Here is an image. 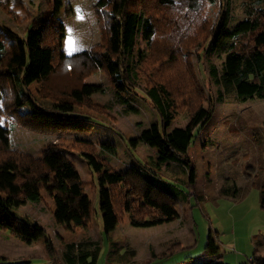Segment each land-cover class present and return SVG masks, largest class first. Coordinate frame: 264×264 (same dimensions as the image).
<instances>
[{"label":"trees","instance_id":"16d2710c","mask_svg":"<svg viewBox=\"0 0 264 264\" xmlns=\"http://www.w3.org/2000/svg\"><path fill=\"white\" fill-rule=\"evenodd\" d=\"M256 1V7L247 8L246 18L228 30L226 11L221 9L223 16L215 20L208 15L209 6H220L227 0H99L95 9L102 24V41L67 55L62 50L64 24L55 13L52 0H48L41 14L28 23L22 39L10 42L6 48V38L0 33V118L13 117L17 125L35 133L77 131L75 122L84 116L70 107L108 114L107 105L93 100L95 93L105 91L104 86L87 82L92 75L104 73L122 101L128 100L130 92L144 93L158 120L140 129L139 141L158 148L157 167L181 165L188 174L187 195L190 192L201 198L197 192L198 169L189 158V148L196 130H201L212 118L214 103L199 78L194 60L196 56L217 51L220 44H229L222 83L234 87L243 101L263 99L264 0ZM21 8L20 0H0V10L15 21L19 20L16 11ZM72 15L73 10L67 4L66 16ZM139 32L147 54L139 68L134 69L128 60L135 53ZM211 75L217 76L215 67ZM136 80H144L146 85L138 87ZM34 82L38 85L36 97L28 89ZM183 110H187L193 126L168 130ZM115 130L129 145L127 138ZM71 148L85 158L92 182L97 184L106 233L114 231L126 214L131 225L139 228L181 218L169 192L174 185L147 163L138 159V165L116 168L97 153L92 141L84 138H76ZM101 151L117 154L112 143H102ZM86 188L75 162L67 157L62 146L46 145L41 156L34 158L14 150L9 143L8 128L0 124V193L9 198H0V230L23 243H32L43 236L45 231L36 222L19 227L14 210L46 197L55 204L52 217L57 224L68 229H87L94 208ZM260 205L264 209L263 186ZM44 247L51 264H97L101 248L95 241L69 242L62 259L50 238H45ZM180 247V243H175L165 254L172 255ZM206 248L211 254L220 252L212 234ZM251 258L247 264H264V256L258 249ZM117 259L128 264L133 257L125 251Z\"/></svg>","mask_w":264,"mask_h":264},{"label":"rangeland","instance_id":"374dc122","mask_svg":"<svg viewBox=\"0 0 264 264\" xmlns=\"http://www.w3.org/2000/svg\"><path fill=\"white\" fill-rule=\"evenodd\" d=\"M20 1L22 8L16 11L18 21L0 10V33L6 38V48L10 42L23 38L26 26L41 14L48 0ZM98 2L52 0L55 13L66 31L62 48L65 54H74L102 41V24L95 9ZM67 4L73 10L70 17L66 16ZM253 6H257L256 0H227L223 5L209 6L208 15L215 20L223 16L221 9L226 11L227 29L231 30L246 18L247 8ZM69 36L75 41L71 54L67 45ZM228 46L226 43L220 44L217 51L200 58L196 56L194 60L199 78L209 90L214 103L212 118L201 130H196L194 142L189 148V158L198 169L197 192H200L201 198L190 195V192L187 195L185 183L188 174L181 165L171 163L157 167L158 148L139 141L140 129L158 120L155 111L145 101L144 93L136 90L134 95L130 92L128 100L124 102L104 73L92 75L87 82L104 86L105 91L95 93L93 100L107 105L108 114L85 107H70L84 116L83 120L75 122L77 131L35 133L17 125L13 117H1L0 124L8 128L9 143L14 150L39 158L46 145L54 143L62 146L87 183L86 192L92 201L94 216L87 229H68L54 221L52 212L55 204L48 197L38 203L27 202L19 206L14 210L19 218L18 226L33 221L44 229L45 234L30 244L0 230V264H51L44 247L45 238L52 240L62 259L67 243L95 241L101 247L97 264H123L117 258L125 251L131 252L133 257L128 264H247L259 240L262 244L258 248L264 253V209L260 205V189L264 187V98L254 97L243 101L234 87H226L222 83L220 78L226 54L230 50ZM146 54L142 32H139L135 53L128 64L134 69L139 68ZM213 67L217 76L211 75ZM136 85L144 87L146 82L136 80ZM37 88L35 82L28 86L35 97ZM186 126L192 127L193 123L187 110H183L168 130ZM114 128L127 138L130 146ZM76 138L92 141L97 153L116 168L138 165L140 159L160 172L164 179L174 185L166 187L175 198L181 218L139 228L131 225L126 214L114 231L106 233L97 184L92 182L93 175L85 158L71 148ZM102 143L114 144L117 154L102 152ZM236 185L240 190L237 191ZM185 196L186 199H183ZM0 198L9 200L3 193H0ZM209 234L216 240L219 254H211L206 248ZM175 243L181 244L180 249L172 255L165 254V250Z\"/></svg>","mask_w":264,"mask_h":264},{"label":"snow or ice","instance_id":"6c2138e0","mask_svg":"<svg viewBox=\"0 0 264 264\" xmlns=\"http://www.w3.org/2000/svg\"><path fill=\"white\" fill-rule=\"evenodd\" d=\"M67 45L70 49V53L71 54V50H74L75 49V41L71 38V36H69L68 40H67ZM2 107V106H0Z\"/></svg>","mask_w":264,"mask_h":264},{"label":"crops","instance_id":"0c3cea01","mask_svg":"<svg viewBox=\"0 0 264 264\" xmlns=\"http://www.w3.org/2000/svg\"><path fill=\"white\" fill-rule=\"evenodd\" d=\"M237 187H239V186L237 185ZM260 192H261V189H260ZM33 242H34V241H33ZM33 242H32V243H33ZM253 243H254V242H253ZM30 244H31V243H30ZM256 244H257V247L255 248V250L258 249V250L260 251V249H259L258 247L261 246V244H262L261 241L259 240V242H256ZM254 245H255V243H254ZM255 250H254V251H255ZM260 252H261V251H260ZM253 253H254V252H253ZM261 253H262V252H261ZM262 255L264 256V253H262Z\"/></svg>","mask_w":264,"mask_h":264},{"label":"built area","instance_id":"2783aa9c","mask_svg":"<svg viewBox=\"0 0 264 264\" xmlns=\"http://www.w3.org/2000/svg\"><path fill=\"white\" fill-rule=\"evenodd\" d=\"M251 260H252V258H251Z\"/></svg>","mask_w":264,"mask_h":264}]
</instances>
